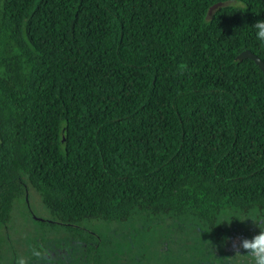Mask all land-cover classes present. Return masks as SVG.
<instances>
[{"label":"trees","instance_id":"1","mask_svg":"<svg viewBox=\"0 0 264 264\" xmlns=\"http://www.w3.org/2000/svg\"><path fill=\"white\" fill-rule=\"evenodd\" d=\"M258 19L264 0H0V246L29 193L79 238L264 214V74L236 60L264 62Z\"/></svg>","mask_w":264,"mask_h":264},{"label":"rangeland","instance_id":"2","mask_svg":"<svg viewBox=\"0 0 264 264\" xmlns=\"http://www.w3.org/2000/svg\"><path fill=\"white\" fill-rule=\"evenodd\" d=\"M34 218L51 220L38 196L29 193V203L19 204L2 230L0 264H89L99 257V264H248L234 257L245 254L241 242L259 231L251 219L233 217L230 224L221 223L226 238L218 242L205 238L191 219L135 218L124 225H85L79 238L57 233ZM99 241L103 244L97 251Z\"/></svg>","mask_w":264,"mask_h":264},{"label":"clouds","instance_id":"3","mask_svg":"<svg viewBox=\"0 0 264 264\" xmlns=\"http://www.w3.org/2000/svg\"><path fill=\"white\" fill-rule=\"evenodd\" d=\"M250 27L254 40L260 47L264 48V20L258 19ZM233 217L237 218V214L224 212L210 224L199 226V229L204 231L205 228L219 225L222 222L226 225L230 224ZM246 218L251 219L259 231L251 240H243L241 242V247L245 250V254L241 255L237 252L234 258L236 260H247L248 264H264V214H241L239 220L243 221Z\"/></svg>","mask_w":264,"mask_h":264},{"label":"water","instance_id":"4","mask_svg":"<svg viewBox=\"0 0 264 264\" xmlns=\"http://www.w3.org/2000/svg\"><path fill=\"white\" fill-rule=\"evenodd\" d=\"M223 4L222 3H217L215 5H213L209 11H208V15L211 16L213 11H215L216 9H218L219 7H222ZM245 59H248L250 61H253L254 64L259 68V70L264 74V62L258 58L256 55L252 54L250 51L246 50V51H243L242 53H240L236 60L238 62H241Z\"/></svg>","mask_w":264,"mask_h":264}]
</instances>
